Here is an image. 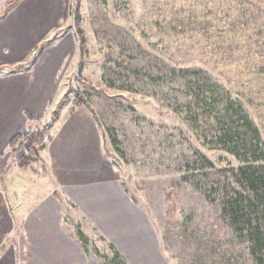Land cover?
I'll return each instance as SVG.
<instances>
[{
  "label": "rangeland",
  "instance_id": "1",
  "mask_svg": "<svg viewBox=\"0 0 264 264\" xmlns=\"http://www.w3.org/2000/svg\"><path fill=\"white\" fill-rule=\"evenodd\" d=\"M8 1L0 0V14ZM72 3L62 0L63 15L49 31L32 38L25 55L0 60V65L32 67L68 48L59 55L63 62L53 103L22 128L49 123L55 107L67 101L41 160L22 169L7 149L10 136L0 145V264H9L22 244L31 249L28 221L38 218L37 205L55 197L65 231L72 237L81 229L90 248L101 251L95 255L98 264H107L103 255L114 241L109 220L116 226L122 216L130 226L149 224L172 264H264V248L255 249L250 239L258 232L264 236V183L255 191L240 178L236 158L212 149L207 129L202 132L184 111L176 77L179 67L205 69L233 98H241L264 139V0H81L79 20ZM31 11L34 23L35 6ZM75 26L84 39L81 54L73 40ZM4 28L1 22L0 32ZM78 92L97 115L102 139L85 107L72 113ZM71 113L82 121L85 133L95 132L97 151L111 170L100 177L110 182L108 196L116 188L122 198L111 201L121 205L120 211L103 220L104 225L86 210L87 196L79 189L83 185L74 184V167L55 154ZM112 138L118 141L117 151ZM260 170L264 173V167ZM234 224L252 229L239 232ZM75 244H80L76 238Z\"/></svg>",
  "mask_w": 264,
  "mask_h": 264
},
{
  "label": "crops",
  "instance_id": "2",
  "mask_svg": "<svg viewBox=\"0 0 264 264\" xmlns=\"http://www.w3.org/2000/svg\"><path fill=\"white\" fill-rule=\"evenodd\" d=\"M50 3L52 6L48 8ZM23 4L22 10L20 6ZM32 6H35L37 11L34 13L36 16L33 20L34 23L31 22L32 19H29L33 13L31 11ZM52 7L53 13L50 15L49 10ZM62 15V0H23L1 21L4 22L5 28L0 32V60L8 61L10 58L18 59L25 55L26 49L29 48L26 47L31 43L32 38L36 34L49 31L54 19L56 18L57 21ZM32 23L34 27L29 31L28 28ZM32 32L34 33L31 37ZM11 34L14 35V40H12ZM24 35H26L25 38H23ZM73 40L77 48L76 38L74 37ZM16 42L19 43L15 44ZM6 45L11 46L12 49L7 50ZM67 49H57L45 63L38 61L31 67L32 69L0 75V88H2L0 90V93L2 91L0 99V145L9 136L10 141L11 137L17 133L16 131L20 132L22 128H25L28 120L39 119L40 116H43L47 106L53 103L54 96L58 91L55 80H58L60 65L63 62L59 55ZM26 82L28 83L26 84ZM77 109L84 110L75 107L72 113L74 114ZM72 113L65 125L66 134H63L60 144L55 147V154L64 162H69L66 165L74 167L75 171L72 173L74 184L83 185L84 188H78L83 190L87 196L85 197L86 210L98 221L101 218V223L104 225L106 222L103 220L109 218L115 211H120L118 208L121 205H113L111 201L122 198L119 197L116 188H113V194L108 196L107 185L110 182L107 180L101 182L100 177H102V171L109 174L111 170L103 162L97 151L95 132L94 134L85 133L82 128V121L72 118ZM59 122L60 119L57 123ZM82 133L85 134V137L82 136ZM68 159L71 160L68 161ZM60 175L63 179L65 171L60 172ZM66 193L71 198L70 184ZM55 200L47 204L37 205L36 211H38L39 216L37 219L31 218L28 221L29 226H27L29 239L31 236L32 241L31 249L28 248L26 251L23 244L21 248L18 247V250L16 248L9 264H24V261L26 264H98L99 258L91 254L88 256L83 246L75 244V236L71 237L65 231L61 202L56 197ZM96 201L100 202L102 207L97 206ZM102 203H105V206ZM74 205L76 204L74 203ZM125 209L131 211L126 206ZM101 215L102 217H100ZM127 217L129 216L127 215ZM109 221L113 223V226L107 227L108 233L113 236L112 239L115 241H111L110 244L115 246L127 264H172L163 244L156 232H152L149 224L138 223L130 226L125 224L123 216L122 220H117L116 226H114L115 221ZM6 252L7 250L2 255L4 256ZM108 256H111L110 252Z\"/></svg>",
  "mask_w": 264,
  "mask_h": 264
},
{
  "label": "trees",
  "instance_id": "3",
  "mask_svg": "<svg viewBox=\"0 0 264 264\" xmlns=\"http://www.w3.org/2000/svg\"><path fill=\"white\" fill-rule=\"evenodd\" d=\"M22 1L9 0L6 2L4 11L0 14V20H3ZM80 4L81 0H73L72 8L75 7L76 9V20L80 18ZM74 33L79 53L81 54L84 43L81 29L75 26ZM30 68L31 66L24 64L17 67L0 65V74L3 75V70L5 72V69L8 70V74H11ZM176 77L179 78L177 89L184 92L183 109L191 115V121L198 124L202 132L207 129L204 135H207L208 132V142L212 149H215V152L223 151L232 155L241 163L239 167L240 178L247 182L255 191H258L262 188L261 183H264V173H261L260 170L264 167V139L257 121L253 119L250 112L245 108L241 98H233L231 92L212 79V77H208L206 70L203 68L179 67V73H177ZM75 98V107H85L90 112L97 123V127H99L102 138V134H104L102 127H100L97 115L94 114L89 101L80 92L77 93ZM66 105V100L60 101L52 112L49 123H45L37 129L17 132L11 137L7 149L18 167L22 169L32 168L35 163L41 160L42 152L46 148V141L49 139L54 125L59 121L61 111ZM104 130L106 131V128ZM110 136L113 135L110 134ZM112 144L114 150L120 149L116 138H112ZM234 226L239 232H243L244 229L248 232L251 228V226L247 228L248 226L245 224H234ZM255 228L260 231V228ZM76 235H74L75 238L83 246L86 254L90 255L92 252L94 255L100 254L101 251L99 249L90 248L92 243L81 229L77 231ZM250 239L253 240L255 249L257 247L259 249L264 248V236L259 232L255 233ZM1 246L0 244V251L3 250ZM108 250L111 256H108V254L103 255L107 264H127L114 245H109Z\"/></svg>",
  "mask_w": 264,
  "mask_h": 264
},
{
  "label": "bare ground",
  "instance_id": "4",
  "mask_svg": "<svg viewBox=\"0 0 264 264\" xmlns=\"http://www.w3.org/2000/svg\"><path fill=\"white\" fill-rule=\"evenodd\" d=\"M93 180H94V179H93ZM99 192H100V191H99ZM96 193H97V192H96ZM94 194H95V193H94ZM104 197H106V196H104ZM102 204H103V203H102ZM104 204H105V203H104ZM104 204H103V206H105ZM100 206H101V205H100ZM101 207H102V206H101ZM107 211H108V210H107Z\"/></svg>",
  "mask_w": 264,
  "mask_h": 264
}]
</instances>
